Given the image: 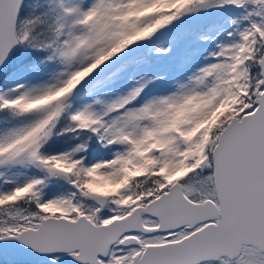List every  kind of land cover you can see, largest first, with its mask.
Returning a JSON list of instances; mask_svg holds the SVG:
<instances>
[{
  "label": "snow or ice",
  "instance_id": "snow-or-ice-1",
  "mask_svg": "<svg viewBox=\"0 0 264 264\" xmlns=\"http://www.w3.org/2000/svg\"><path fill=\"white\" fill-rule=\"evenodd\" d=\"M0 264H264V0H0Z\"/></svg>",
  "mask_w": 264,
  "mask_h": 264
},
{
  "label": "rangeland",
  "instance_id": "rangeland-1",
  "mask_svg": "<svg viewBox=\"0 0 264 264\" xmlns=\"http://www.w3.org/2000/svg\"><path fill=\"white\" fill-rule=\"evenodd\" d=\"M196 22H199V21H195V22H193V23H196ZM179 49V51L177 52V58H180L181 56H183L185 53H184V51H183V49L182 48H178ZM165 63H167V62H165ZM169 63V62H168Z\"/></svg>",
  "mask_w": 264,
  "mask_h": 264
},
{
  "label": "trees",
  "instance_id": "trees-1",
  "mask_svg": "<svg viewBox=\"0 0 264 264\" xmlns=\"http://www.w3.org/2000/svg\"><path fill=\"white\" fill-rule=\"evenodd\" d=\"M200 24V23H199Z\"/></svg>",
  "mask_w": 264,
  "mask_h": 264
}]
</instances>
